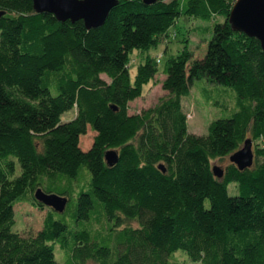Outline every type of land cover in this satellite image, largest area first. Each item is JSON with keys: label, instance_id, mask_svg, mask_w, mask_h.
<instances>
[{"label": "trees", "instance_id": "1", "mask_svg": "<svg viewBox=\"0 0 264 264\" xmlns=\"http://www.w3.org/2000/svg\"><path fill=\"white\" fill-rule=\"evenodd\" d=\"M117 2L87 30L35 13L32 0H0V264H59L56 246L63 264H176L179 250L193 263L264 264V53L232 30L236 0ZM180 18L212 24L203 58L187 46L168 58L166 96L129 115L160 63L145 57L132 79L130 55L166 40ZM202 79L207 101L229 113L205 136L188 133L182 106ZM88 129L95 136L83 151ZM246 140L252 167L229 161L214 177L211 162ZM37 189L66 198L68 210L49 209L34 236L13 232L17 203L43 210Z\"/></svg>", "mask_w": 264, "mask_h": 264}, {"label": "rangeland", "instance_id": "2", "mask_svg": "<svg viewBox=\"0 0 264 264\" xmlns=\"http://www.w3.org/2000/svg\"><path fill=\"white\" fill-rule=\"evenodd\" d=\"M222 19H219L221 21ZM209 27V28H208ZM209 29V30H208ZM212 24L205 23L199 19L194 18H180L175 27L169 30V37L166 40L151 48L146 53L134 52L130 55V76L133 79L136 69L140 64H143L145 57L156 59L158 73L154 79L142 88V95L140 98L129 103V115L138 114L142 110L153 107L157 102L166 96V92L161 88V82L165 76L163 70L166 61L171 56H176L183 47L187 46L192 53L193 60L203 58L208 42L211 38ZM176 33L177 35H174ZM102 79L107 80L104 76ZM205 79L196 81L190 91L189 96L182 98L183 110L187 116V130L189 134L205 136L207 134L208 126L214 120L227 118V113L223 108L218 107L215 98L208 102L204 95L203 89L208 88ZM75 116V110L67 112L62 115L61 122H69ZM95 134L88 129L86 135L80 137V147L83 151L91 148ZM229 164L228 158L224 160H214L211 165L224 168ZM83 172H87L86 169ZM17 174H19V166H17ZM228 193L230 196L237 194L235 184L228 186ZM70 203L67 205L69 208ZM49 208L44 207L43 210L35 208L31 200H22L14 206L15 224L12 228L13 232H17L24 236H34L43 227V220ZM98 224L93 223V229L97 230ZM56 261L63 264V255L59 251V247H55ZM176 264H200L189 261L186 253L177 251L171 258ZM86 264H95L94 262H87Z\"/></svg>", "mask_w": 264, "mask_h": 264}, {"label": "water", "instance_id": "3", "mask_svg": "<svg viewBox=\"0 0 264 264\" xmlns=\"http://www.w3.org/2000/svg\"><path fill=\"white\" fill-rule=\"evenodd\" d=\"M142 1L144 5L149 6L157 0ZM32 3L37 14H50L60 23L82 21L87 30L103 26L111 10L118 4L117 0H32ZM228 21L234 32L256 39L264 53V0H236ZM104 160L108 167L115 166L118 162L117 152H105ZM229 161L239 171L251 168L254 161L251 140H246L242 148L229 157ZM158 168L165 172L164 166ZM212 172L217 179H221L224 174L216 165L212 167ZM34 198L39 204L60 214L68 203L66 198L46 194L41 189L36 190Z\"/></svg>", "mask_w": 264, "mask_h": 264}]
</instances>
